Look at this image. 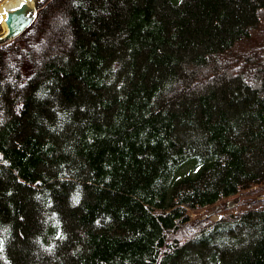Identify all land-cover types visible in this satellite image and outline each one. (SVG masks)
Returning <instances> with one entry per match:
<instances>
[{
	"label": "trees",
	"instance_id": "obj_1",
	"mask_svg": "<svg viewBox=\"0 0 264 264\" xmlns=\"http://www.w3.org/2000/svg\"><path fill=\"white\" fill-rule=\"evenodd\" d=\"M263 182L264 0H48L0 44V264H264L227 206Z\"/></svg>",
	"mask_w": 264,
	"mask_h": 264
},
{
	"label": "rangeland",
	"instance_id": "obj_2",
	"mask_svg": "<svg viewBox=\"0 0 264 264\" xmlns=\"http://www.w3.org/2000/svg\"><path fill=\"white\" fill-rule=\"evenodd\" d=\"M0 1H1L0 2V7H1V5H4L5 2H7L9 0H4V1L0 0ZM44 3H45V0H36V1L35 0H31V2H29V6L31 7V10L35 11V9H37L39 6L43 5ZM63 26L66 27L65 25H63ZM5 31H6V25H3L2 21H0V36H2ZM46 42H47V40H46ZM46 42H43V44L41 46L42 48L44 47ZM69 44H70V40H69ZM221 60H223V58H221L219 60V62ZM231 72H233V71H231ZM246 192H253V195L255 197L258 196L259 198L264 199V182L261 185L253 184L251 187H249V189H243V190L241 189L238 195H236V196L232 197V199H230V200H234L235 199V205L234 206H237L239 204L240 208H244L245 207L243 202H244V197L246 195ZM206 211H207L206 208H200L198 210H189L188 211V214L191 216V220H190V222L187 223V226H186L187 231H184V233H183L184 235L186 234L187 237L188 236L189 237L192 236L193 229H194V227H192V224L194 223L195 220L198 219L199 216L205 217L206 216L205 215ZM213 217L217 218V217H219V214H214Z\"/></svg>",
	"mask_w": 264,
	"mask_h": 264
},
{
	"label": "water",
	"instance_id": "obj_3",
	"mask_svg": "<svg viewBox=\"0 0 264 264\" xmlns=\"http://www.w3.org/2000/svg\"><path fill=\"white\" fill-rule=\"evenodd\" d=\"M34 18L33 13L29 11L27 3H22L18 7L9 10L5 18L7 31L4 36L0 37V41L11 39L21 33L27 26L30 25ZM235 205V199L227 203L228 207Z\"/></svg>",
	"mask_w": 264,
	"mask_h": 264
},
{
	"label": "bare ground",
	"instance_id": "obj_4",
	"mask_svg": "<svg viewBox=\"0 0 264 264\" xmlns=\"http://www.w3.org/2000/svg\"><path fill=\"white\" fill-rule=\"evenodd\" d=\"M24 2L29 4V2H31V0H9V1L5 2L4 5H1V7H0V21H2L3 25H6L5 18H6L7 12L10 9L18 7L20 4H22Z\"/></svg>",
	"mask_w": 264,
	"mask_h": 264
}]
</instances>
